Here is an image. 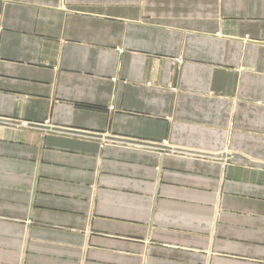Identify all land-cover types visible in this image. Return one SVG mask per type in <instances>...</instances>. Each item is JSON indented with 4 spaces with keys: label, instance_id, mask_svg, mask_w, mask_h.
Listing matches in <instances>:
<instances>
[{
    "label": "crops",
    "instance_id": "crops-1",
    "mask_svg": "<svg viewBox=\"0 0 264 264\" xmlns=\"http://www.w3.org/2000/svg\"><path fill=\"white\" fill-rule=\"evenodd\" d=\"M0 264H264V0H0Z\"/></svg>",
    "mask_w": 264,
    "mask_h": 264
},
{
    "label": "built area",
    "instance_id": "built-area-1",
    "mask_svg": "<svg viewBox=\"0 0 264 264\" xmlns=\"http://www.w3.org/2000/svg\"><path fill=\"white\" fill-rule=\"evenodd\" d=\"M21 126L24 127V128L28 127L27 124H22Z\"/></svg>",
    "mask_w": 264,
    "mask_h": 264
}]
</instances>
